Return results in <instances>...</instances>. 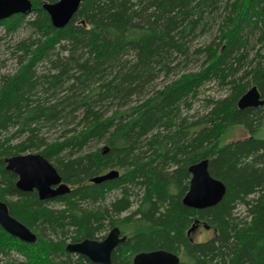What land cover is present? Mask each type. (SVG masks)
I'll use <instances>...</instances> for the list:
<instances>
[{"label": "trees", "instance_id": "trees-1", "mask_svg": "<svg viewBox=\"0 0 264 264\" xmlns=\"http://www.w3.org/2000/svg\"><path fill=\"white\" fill-rule=\"evenodd\" d=\"M57 1L31 0V19L0 22L7 33L32 31L14 44L16 69L0 75V201L37 236L25 244L0 228V264H94L65 251L66 241L114 227L125 240L111 264L154 250L178 264H264V137L256 136L264 106H236L252 86L264 98V55L250 57L264 38V0H82L55 29L41 6ZM216 25L217 39L192 49ZM193 56L203 62L190 71ZM211 82L228 94L189 121L191 102ZM237 126L248 137L225 143ZM26 153L42 155L70 192L40 201L18 191L4 160ZM204 159L226 192L215 207L193 210L181 202L187 170ZM110 170L119 177L90 183ZM111 192L118 196L104 204ZM200 225L214 237L194 242Z\"/></svg>", "mask_w": 264, "mask_h": 264}, {"label": "water", "instance_id": "water-1", "mask_svg": "<svg viewBox=\"0 0 264 264\" xmlns=\"http://www.w3.org/2000/svg\"><path fill=\"white\" fill-rule=\"evenodd\" d=\"M82 0H59L55 3H43L41 8L48 15L51 26L55 29L64 27L77 12ZM32 11L31 0H0V22L14 15H27ZM264 71V66H263ZM238 110L256 109L264 106L255 86L248 89L237 101ZM5 169L16 175L15 187L18 191L28 193L35 191L38 199L49 200L66 195L71 188L58 175L55 168L38 153H26L4 160ZM188 189L181 202L193 209L203 210L215 207L223 198L225 185L213 178L208 172V160L204 159L188 167ZM119 177L117 170L91 178L92 184H100ZM0 228L18 241L33 245L37 236L23 224L10 216L7 205L0 201ZM205 229L208 227L204 226ZM194 231V229L192 230ZM125 236L117 227L112 228L101 240L85 239L65 245V251L80 255L94 264H111V254ZM177 255L164 250H154L136 254L132 264H178Z\"/></svg>", "mask_w": 264, "mask_h": 264}, {"label": "rangeland", "instance_id": "rangeland-1", "mask_svg": "<svg viewBox=\"0 0 264 264\" xmlns=\"http://www.w3.org/2000/svg\"><path fill=\"white\" fill-rule=\"evenodd\" d=\"M32 18V14L29 13L25 16L24 21H28L29 19ZM217 25L211 28V32L204 34L203 36L197 38L193 43H192V49H199V48H204L211 44V42L218 37V33L216 31ZM32 34V31L28 30L24 25L18 28L16 31L12 33H7L4 29L3 26H0V75L1 74H7V73H12L16 69V61L13 59V51H14V44H16L19 40L25 39L27 36ZM255 50L251 52V56L254 55L255 51L260 50L261 54L264 55V38L262 42L259 43H254ZM197 57V56H196ZM192 57L193 61L188 65V69H191L190 71H194L195 69H198V67L201 65L203 62V57L198 56ZM264 65V63H263ZM39 68H41V65H39ZM175 76L169 75L166 76V79H161L160 83H163L166 81V84L169 83L171 80L175 79ZM228 92L227 87H221L215 82H211L206 84L201 90L199 95L191 102V110L187 112V117L189 121H195L197 118H200L202 115L205 114L206 112V101L210 99H221L223 98ZM248 133L240 126L234 127L232 132H230L227 135L225 143L233 142V141H238V140H243L248 137ZM47 136L50 139H54L57 134L54 133V131H49ZM257 137L263 138L264 137V124L260 127L259 131L256 134ZM136 193V191H134ZM118 196V192H111L109 193L106 198H105V203L107 204L111 200L115 199V197ZM15 200V199H14ZM13 199H7V201H14ZM135 201V200H134ZM52 208H56L57 206L51 205ZM103 203L99 205V207H103ZM135 205L131 208L130 211L135 210ZM246 210L243 208L241 205L236 206L234 210V216L241 220L243 217L246 216ZM127 214H122L121 217L126 216ZM109 231H106L99 235L97 237V241L103 240L104 237L108 234ZM214 237V232L213 230L207 228L205 229L203 226H196L194 231L191 234V239L194 242H205ZM70 243V240L66 241V244ZM12 259H18L17 255H11Z\"/></svg>", "mask_w": 264, "mask_h": 264}, {"label": "flooded vegetation", "instance_id": "flooded-vegetation-1", "mask_svg": "<svg viewBox=\"0 0 264 264\" xmlns=\"http://www.w3.org/2000/svg\"><path fill=\"white\" fill-rule=\"evenodd\" d=\"M32 192H34L35 194H36V196H37V193L35 192V191H32ZM37 198H38V196H37ZM56 198V197H55ZM54 199V198H53ZM53 199H49V200H43V201H51V200H53ZM39 200V199H38ZM41 201V200H40ZM121 236H123V235H121ZM105 238V237H104ZM103 238V239H104Z\"/></svg>", "mask_w": 264, "mask_h": 264}]
</instances>
